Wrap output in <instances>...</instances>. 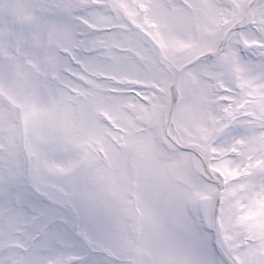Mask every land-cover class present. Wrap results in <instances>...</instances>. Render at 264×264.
Masks as SVG:
<instances>
[{
	"label": "snow or ice",
	"instance_id": "snow-or-ice-1",
	"mask_svg": "<svg viewBox=\"0 0 264 264\" xmlns=\"http://www.w3.org/2000/svg\"><path fill=\"white\" fill-rule=\"evenodd\" d=\"M0 9V264H264V0Z\"/></svg>",
	"mask_w": 264,
	"mask_h": 264
},
{
	"label": "clouds",
	"instance_id": "clouds-1",
	"mask_svg": "<svg viewBox=\"0 0 264 264\" xmlns=\"http://www.w3.org/2000/svg\"><path fill=\"white\" fill-rule=\"evenodd\" d=\"M177 244L180 243V237L177 235L175 237L172 238ZM155 264H166L165 259L163 257V255H161L156 261Z\"/></svg>",
	"mask_w": 264,
	"mask_h": 264
},
{
	"label": "rangeland",
	"instance_id": "rangeland-1",
	"mask_svg": "<svg viewBox=\"0 0 264 264\" xmlns=\"http://www.w3.org/2000/svg\"><path fill=\"white\" fill-rule=\"evenodd\" d=\"M7 2H11L12 4H15V5H20V4H23L25 2V0H0V5H3ZM2 10V9H0Z\"/></svg>",
	"mask_w": 264,
	"mask_h": 264
}]
</instances>
